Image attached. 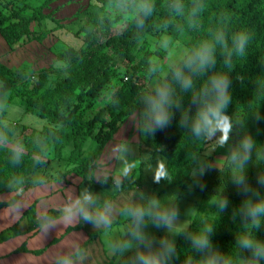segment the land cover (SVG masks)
<instances>
[{
  "label": "trees",
  "instance_id": "trees-1",
  "mask_svg": "<svg viewBox=\"0 0 264 264\" xmlns=\"http://www.w3.org/2000/svg\"><path fill=\"white\" fill-rule=\"evenodd\" d=\"M54 1L44 0L30 11L29 5L16 0H0V33L12 51L32 41L42 43L65 27L44 11ZM94 1L96 7L85 9L88 19L78 31L83 33V45L54 52L56 61L64 64L62 69L51 64L29 73L26 63L14 67L0 59L3 91L20 97L29 113L50 122L41 129L22 126L18 147H12L16 125L6 121L5 110L0 111V194L14 192L0 200V208L15 204L22 191L55 178L51 146L60 155L69 142L72 155L82 154L93 139L95 149L91 146L75 168L81 176L77 208L81 211L87 185L132 190L136 196L123 209L128 215L123 220L133 223L112 257L114 262L137 222L155 220L147 215L153 202L169 188L185 189L193 182L191 173L207 142L206 118L239 112L223 166L208 167L199 185L202 198L214 195L217 203L209 212L205 203L198 207L190 225L178 231L167 264H264V0H135L140 6L124 28L101 12L113 0ZM46 19L54 26L33 27ZM173 28L188 52L165 76H156L151 56L139 60L137 48L147 34ZM135 112L140 165L120 180L114 173L95 179L107 143ZM149 162L160 163L161 169L145 187L142 175L135 174ZM72 210L50 208L39 216L32 203L15 223L0 230V243L36 234ZM22 218L28 221L26 231L19 228ZM91 220L69 226L64 234L86 228L92 238ZM89 238L54 264L76 257ZM28 250L26 241L16 249Z\"/></svg>",
  "mask_w": 264,
  "mask_h": 264
},
{
  "label": "rangeland",
  "instance_id": "rangeland-1",
  "mask_svg": "<svg viewBox=\"0 0 264 264\" xmlns=\"http://www.w3.org/2000/svg\"><path fill=\"white\" fill-rule=\"evenodd\" d=\"M20 4L29 5L30 11L39 6L44 0H16ZM63 3L57 6L54 1L49 8H46L45 13H52L55 19L63 22L64 28L58 29L51 33L42 44H38V49L33 47V44L28 46H18L13 52L14 54L9 59V64L21 65L26 63L31 69L27 71L32 73L38 71L43 66L47 67L55 61L54 52L64 46L71 45L80 48L83 45V33L78 31L86 23L88 17L85 9L96 7L94 0H62ZM140 3L135 0H113L102 6L101 12L104 16L115 19V26L124 28L128 21L132 18L133 12L138 9ZM54 26L51 20H44V24L34 22V28L47 29ZM33 47V49H31ZM42 50V51H41ZM139 60L148 54L153 68V73L156 76H165L170 67L178 63L188 52L187 46L181 40L180 34L176 28L160 33H149L141 42V46L137 48ZM55 63V62H54ZM125 62L124 64H127ZM63 63H58V68L63 67ZM133 65V64H131ZM154 82L149 84L153 87ZM1 86V82H0ZM109 96L106 95L105 98ZM5 110V118L7 122H12L16 125L13 141L9 143L12 147H18L21 138L22 126L28 125L37 129L50 124L49 120L41 119L26 109L25 102L16 95H10L8 91H3L0 87V111ZM240 122V113H234L228 117H207L205 121L207 142L204 152L198 158L197 167L191 173L193 182L185 189L180 187L169 188L166 193L157 198L153 202L152 207L148 210L147 215H153L155 220L142 219L137 222L134 229L130 232L125 244L120 248L118 256L114 261L115 264H144L146 258L154 246L157 247L158 264H167L170 256L171 248L175 242L177 232L190 225L192 216L195 214L198 207L205 203V211L210 209L217 203L215 196H206L199 201L193 202L195 198L203 195L199 189L206 170L208 167L221 168L225 162L233 142L238 124ZM116 137L112 139L115 143L123 147L118 153H109L107 149L105 154L101 155L99 167L94 171L95 178L114 173V179L120 180L124 174H129L133 168L140 165V129H139V113L135 112L121 126ZM91 143H96L90 139L86 144L82 154L78 152L71 154L73 144L67 142L58 155L57 148L53 145L50 148L49 155L52 157V172L55 178L38 187H62L65 192L71 196L76 188L73 185L81 180V176L76 172L75 168L83 159L88 150L91 148ZM95 149V145L92 146ZM160 163L149 162L137 170L135 177L142 175L143 185L151 186L152 181L160 171ZM60 179V180H57ZM35 188V187H34ZM84 199L81 203V211L77 215L63 218L61 220L66 224L76 221H83L87 224L91 218L92 226L89 230L93 232V237L89 238V242L82 247L79 254L69 260L74 264H105L111 259L121 240L127 234L132 221L123 220L128 215L123 212L126 205L132 204L136 200L134 192L125 191L122 189L105 186V185H87L84 187ZM56 197H63L62 192L57 193ZM78 197V196H77ZM206 198L208 200H206ZM206 200V201H205ZM24 205V204H23ZM20 206L17 209L20 211ZM120 219L119 222H117ZM62 222V223H63ZM49 229V228H48ZM86 229V228H85ZM87 230V229H86ZM47 230L42 232V236ZM88 231V230H87ZM49 237V233H47ZM40 236V237H42ZM136 249L141 243H147ZM135 249V250H134ZM132 251V252H131ZM126 253H133L129 258L118 260ZM135 253V254H134ZM106 255V258L104 256ZM69 264V263H67ZM111 264V262H110ZM149 264V263H148Z\"/></svg>",
  "mask_w": 264,
  "mask_h": 264
},
{
  "label": "crops",
  "instance_id": "crops-1",
  "mask_svg": "<svg viewBox=\"0 0 264 264\" xmlns=\"http://www.w3.org/2000/svg\"><path fill=\"white\" fill-rule=\"evenodd\" d=\"M55 2L57 3V6L63 3L62 0H56ZM30 44L31 45L33 44V47L35 49H38V44H39L38 41H32L26 44L25 46H28ZM33 47L31 49H33ZM13 52H15V50L12 51L9 43L7 42L5 37L0 33V59L10 66H15L13 64H9L10 62H8L9 59L14 54ZM58 63L59 62L56 61V56H55V61H53L52 64L58 65ZM17 66H21V65H17ZM27 68L31 69L29 66ZM120 129L114 135L115 137L116 135H118L117 133L120 131ZM110 142H112V140H110ZM110 142L107 143L102 153L103 155L105 154L107 149L109 150V153L113 152L115 154L121 151V149L123 148V147H119L118 145L114 146L115 143H110ZM73 186L74 188H76L75 189L76 191L72 193L71 196L70 195L67 196L65 189H63L62 187L30 188L28 190H24L21 192V196L15 204L0 208V230L15 223L22 216L24 210L32 203H35L36 210L39 216L43 215L50 208L73 209L71 212L67 213L66 215L61 216L53 220L52 222L46 224L45 226H43L41 230L38 231L36 234L30 235L29 233H24L1 242L0 264H54L59 259L75 253L78 250V248L85 243V241L89 238L88 231L85 228L73 229L72 231L64 234L69 226L76 225L81 221L78 220L76 222H72L66 225L65 222L61 221L64 220L63 218L71 216V214L76 213L78 215L80 213L79 208H77L79 205V200L77 197V183ZM59 192H62L63 197H56L57 193ZM13 194L14 192L1 193L0 200H7ZM201 199H202V194H200L199 197L195 198L193 202L196 201L201 202L200 201ZM20 204L22 206L21 211L17 209V206H20ZM27 227H28L27 219L22 218L19 223L20 230L26 231ZM44 230L47 231L42 236V232ZM47 233H49V237H45L48 236ZM63 234L64 236L60 238L58 241L52 242L54 238L60 237ZM24 241H26V246L29 248V250L16 251V249L20 247L24 243ZM145 244H148V242ZM42 248L45 249L40 252L34 251ZM150 250L151 252L149 253V255L146 258H144V260L146 259V262L144 264H148V263L158 264L157 247L154 246L152 249L150 248ZM132 255L133 253H126V255L118 258L117 261L121 260L120 261L121 263L123 259L129 258ZM104 256L106 258L105 254ZM113 256L114 254L111 255V259L108 260L106 264H110ZM102 261L105 264L103 259ZM67 263L74 264L71 261H66L65 263L62 264H67ZM111 264H115V263L111 262ZM134 264H136V262Z\"/></svg>",
  "mask_w": 264,
  "mask_h": 264
}]
</instances>
